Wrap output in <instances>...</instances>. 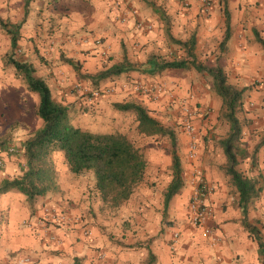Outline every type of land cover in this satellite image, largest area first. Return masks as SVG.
Segmentation results:
<instances>
[{
  "label": "rangeland",
  "instance_id": "374dc122",
  "mask_svg": "<svg viewBox=\"0 0 264 264\" xmlns=\"http://www.w3.org/2000/svg\"><path fill=\"white\" fill-rule=\"evenodd\" d=\"M135 2L125 3V7L138 30H154L153 39L160 44L155 54L159 60L189 58L186 50L169 38L167 31L182 41L194 35L196 60L209 66L220 64L227 81L243 89L236 114L241 125L237 167L245 175L258 176L264 181V51L253 32L257 30L264 37V0ZM225 6L230 14L231 34L223 48ZM138 22L150 27H140ZM97 42H102L101 38ZM20 49L17 47L13 52V56L19 60L27 53ZM29 49L33 60L31 63L36 66L35 74L44 77L53 99L68 107L72 124L91 132L125 134L147 162L144 178L130 198L118 206H110L101 199L91 171L74 174L62 153L58 150L50 153L54 168L66 173L69 170L75 179L86 184L84 193H87V198H80L75 205L80 208L81 217L88 220L82 226L83 235L89 239L96 238L103 247L109 245L130 249H146L153 239L167 237L165 244L172 254L196 261L199 258L200 262H204V249L213 248L220 239L219 216L225 218L224 222L235 223L238 219L233 215L240 214L238 193L221 169L226 159L219 140L227 135L229 124L221 116L222 101L213 87L211 76L194 68L168 69L150 75L140 71L143 62H132L135 69L94 84L83 76L84 73H91L85 67L87 60L72 56L77 49L68 51L60 47L55 52L40 47ZM80 52L91 57L88 49ZM107 56L102 63L99 61L95 65L96 72L108 67L112 56ZM65 58H71L76 65L68 64ZM3 64L13 68L5 61ZM21 79L27 87L26 80ZM27 91L39 98L28 87ZM33 102L31 99V104ZM124 102L140 104L162 125L173 129L178 138L183 186L171 199L164 216L163 192L172 178L170 140L166 136L140 133L135 113L120 111L113 106L114 103ZM185 123L192 125L191 132L186 130ZM13 129L16 127L7 128L9 134ZM9 134L0 137V149L5 148L8 153ZM191 144H195L194 157L190 156ZM219 172L224 174L223 186L215 185ZM195 193L201 201L200 206L205 204L211 209L202 225L192 220L196 210ZM140 194L148 197L146 200L150 206L142 203ZM157 199L162 203L158 209L160 215L155 204ZM142 206L146 209L143 210ZM248 218L264 234V185L248 207ZM149 228L155 231L153 235H150ZM241 230L246 233L244 228Z\"/></svg>",
  "mask_w": 264,
  "mask_h": 264
},
{
  "label": "crops",
  "instance_id": "0c3cea01",
  "mask_svg": "<svg viewBox=\"0 0 264 264\" xmlns=\"http://www.w3.org/2000/svg\"><path fill=\"white\" fill-rule=\"evenodd\" d=\"M130 1L135 2L0 0V18L20 25L17 47L27 51L21 61L33 63L29 49L32 47L54 52L60 47L65 50L77 49L72 52V56L82 61L87 60L85 67L94 73L97 70L94 69L95 65L99 61L102 63L106 54L112 56L108 67L120 62L122 47L130 62H145L159 49L160 44L153 39L154 30L141 31L134 26V19L125 7V3ZM99 38L102 42H97ZM9 48L10 36L0 27V137L9 134L7 128L16 127L8 135L9 153L5 148L0 149L3 161L0 183L3 179H11L22 173L25 163L22 143L42 124L36 114L39 98L27 91L22 76L16 73L13 66L10 68L3 64ZM85 49L91 51V57L80 52ZM31 99L34 101L32 104ZM55 169L57 188L45 196L37 197L32 204L15 188L0 193V264H143L148 249L155 257L153 264L264 262L257 243L249 237L242 224L241 211L240 214L238 212L233 215L238 219L235 223L224 222L225 218L219 216L220 239L213 248L204 249V262H200L199 258L196 261L194 258L172 254L165 244L167 237L153 239L150 247L146 249L109 245L103 247L96 238L89 239L82 233V226L88 220L81 217L80 208L75 205L80 198H87V193H84L86 184L75 179L69 170L66 173L57 167ZM223 176L224 174L218 173L215 185L223 186ZM220 177L221 180H218ZM139 197L142 203L150 206L147 196L140 194ZM155 204L159 214L158 209L162 203L157 199ZM144 206L143 210L146 209ZM55 211L65 213L67 220L62 223L52 221L49 213ZM243 228L246 233L241 230ZM148 231L150 235L155 233L152 228ZM235 231H238L237 236ZM262 235L264 237L263 233Z\"/></svg>",
  "mask_w": 264,
  "mask_h": 264
},
{
  "label": "trees",
  "instance_id": "16d2710c",
  "mask_svg": "<svg viewBox=\"0 0 264 264\" xmlns=\"http://www.w3.org/2000/svg\"><path fill=\"white\" fill-rule=\"evenodd\" d=\"M224 15L225 32L221 42L223 48L231 34L230 14L226 6ZM19 26L0 18V27L10 36V48L6 53L5 62L13 66L17 74L22 75L30 91L38 94L36 114L42 120V125L22 143V154L25 159L22 173L11 179H3L0 183V193L6 192L9 188H15L32 204L37 197L54 191L57 188V172L52 166L50 153L58 150L62 152L72 173L80 174L84 171H91L94 174L95 185L103 202L110 206H118L130 198L135 187L143 180L147 165L144 155L123 133L91 132L70 122L68 107L53 99L50 87L42 77L35 74L33 64L13 56L19 39ZM253 32L256 41L264 51V37L257 30ZM167 34L172 41L186 50L189 58L159 60L153 54L142 63L140 71L153 75L166 69L194 68L198 72L211 76L213 87L222 101L221 116L229 124L227 135L219 140L226 159L222 169L238 193L237 205L242 214V224L249 237L257 243L259 253L264 256V237L261 229L256 223L248 220V207L263 190L264 181L258 176L245 175L237 167L240 156L237 143L240 139L241 125L236 114L243 89H238L227 81L220 64L209 66L196 60L193 52L194 35L182 41L175 39L169 31ZM65 62L76 65L71 58H65ZM134 65L128 60L123 49L120 62L94 74L84 73L83 76L97 84L103 79L135 69ZM113 106L120 111H133L140 133L146 136H166L170 140L172 178L163 192L162 213L164 216L171 199L180 192L183 186V168L177 150L178 138L173 129L162 125L140 104L124 102L114 103ZM154 261L155 257L148 249L147 258L143 264H153Z\"/></svg>",
  "mask_w": 264,
  "mask_h": 264
},
{
  "label": "built area",
  "instance_id": "2783aa9c",
  "mask_svg": "<svg viewBox=\"0 0 264 264\" xmlns=\"http://www.w3.org/2000/svg\"><path fill=\"white\" fill-rule=\"evenodd\" d=\"M140 27H146L149 28L150 26L148 24H144L142 22H138L137 24ZM185 128L188 132H191L193 130V127L190 123H185ZM189 151H190V156L194 157L195 156V144H191L189 147ZM3 165V161L0 158V168ZM204 189L206 188L205 185L202 186ZM194 203L196 204V210L194 211V215H193V223H197L199 225H202L205 220L207 219L208 215H210L211 209L206 206L205 204L202 206H200L201 201L198 199V194L195 193L194 195ZM50 214V218H52V221L55 222H65L67 220V216L65 213H63L62 211H55V212H51Z\"/></svg>",
  "mask_w": 264,
  "mask_h": 264
}]
</instances>
